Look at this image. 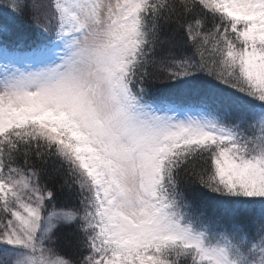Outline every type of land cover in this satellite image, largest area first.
Wrapping results in <instances>:
<instances>
[{
    "label": "snow or ice",
    "instance_id": "6c2138e0",
    "mask_svg": "<svg viewBox=\"0 0 264 264\" xmlns=\"http://www.w3.org/2000/svg\"><path fill=\"white\" fill-rule=\"evenodd\" d=\"M0 264H264V0H0Z\"/></svg>",
    "mask_w": 264,
    "mask_h": 264
},
{
    "label": "trees",
    "instance_id": "16d2710c",
    "mask_svg": "<svg viewBox=\"0 0 264 264\" xmlns=\"http://www.w3.org/2000/svg\"><path fill=\"white\" fill-rule=\"evenodd\" d=\"M64 201L61 198L60 200L57 201V204H63ZM71 229L67 227H62L60 231L58 232V236L60 237V240L63 242L67 237L70 236Z\"/></svg>",
    "mask_w": 264,
    "mask_h": 264
}]
</instances>
